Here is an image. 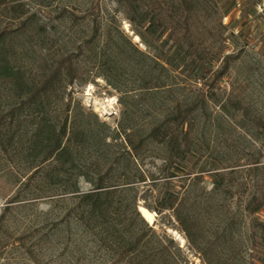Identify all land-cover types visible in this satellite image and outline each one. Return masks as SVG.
<instances>
[{
	"label": "rangeland",
	"instance_id": "rangeland-1",
	"mask_svg": "<svg viewBox=\"0 0 264 264\" xmlns=\"http://www.w3.org/2000/svg\"><path fill=\"white\" fill-rule=\"evenodd\" d=\"M8 2L29 20L15 42L21 43L19 63L32 76L40 75L46 62L75 51L92 27L98 28L102 51L98 48L96 57L78 53V77L56 108L82 141L76 156L83 170L93 174L98 160L110 158L102 138L113 142L107 136L121 125L147 127L176 104L194 102L190 152L135 187L139 205L154 207L165 192L198 188V200L223 202L214 219L226 216L232 223L219 239L223 251L233 254L235 264H264V206L249 213L253 196L264 204V0H188L189 8L181 0ZM7 16H0L2 25L15 28L17 20ZM43 28L51 38L48 53L37 42L47 36ZM224 56L228 68L218 78ZM163 154L155 146L146 150L144 170H155L152 162L159 166L156 156ZM6 168L0 153V264H123L111 259L74 199L55 195L57 189H26L14 197L19 182ZM217 180L218 191L208 197ZM78 187L84 192L91 184L79 177ZM146 222L179 264L186 256L190 264H205L189 248L171 210L155 212L153 223ZM173 231L183 237V246Z\"/></svg>",
	"mask_w": 264,
	"mask_h": 264
},
{
	"label": "trees",
	"instance_id": "trees-1",
	"mask_svg": "<svg viewBox=\"0 0 264 264\" xmlns=\"http://www.w3.org/2000/svg\"><path fill=\"white\" fill-rule=\"evenodd\" d=\"M181 1L189 8L188 0ZM5 12L7 19L17 20V24L11 29L2 25L0 19V153L6 160L8 173L19 182L14 197L26 189L43 192L57 189L55 195H66L77 202L76 207L81 210L85 223L117 263L179 264L175 254L169 252L168 246L141 215L135 187L149 177L152 179L155 173H163L176 160L186 159L192 143L189 137L194 128L195 103L176 104L163 112L161 120L147 127L121 125L116 133L110 132L107 136L113 142L102 138L103 146L112 150H109L110 158L98 160L93 174L86 172L76 156V145L81 147L82 141L78 142L74 126H68V116L58 113L56 108L64 98L66 86L78 77L74 64L78 53L96 57L97 49L102 51L104 46L99 45L98 28L93 26L75 51L46 62L40 75L32 76L19 63L21 43L15 42L19 33L27 30L29 20L21 18L23 12L18 5L0 0V16ZM153 21L151 18L149 23ZM43 31L47 36H39L37 42L42 51L48 53L52 47L51 38L44 28ZM224 58L218 78L228 68L229 56ZM119 136H122L120 141L116 140ZM151 146L163 148L164 154L156 156L162 161L159 166L152 162L155 170L146 171L142 167L143 154ZM122 157L128 162L122 163ZM170 176L176 174L171 172ZM79 177L91 184L89 190H79ZM199 178H193V185H197ZM219 183L215 182L208 197L218 191ZM194 190L165 192L154 207L145 201L142 206L157 213L171 210L189 248L200 253L205 264H235L233 254L223 251V244L219 242L232 223L226 216L220 222L214 219L224 206L223 202H202ZM252 199L256 204L249 208V213H256L264 204L256 196ZM168 240L173 243L172 238ZM183 264H190L187 256Z\"/></svg>",
	"mask_w": 264,
	"mask_h": 264
},
{
	"label": "bare ground",
	"instance_id": "bare-ground-1",
	"mask_svg": "<svg viewBox=\"0 0 264 264\" xmlns=\"http://www.w3.org/2000/svg\"><path fill=\"white\" fill-rule=\"evenodd\" d=\"M135 39H138V36L137 35H135ZM89 88H90V86H89ZM109 101H110V103H112L114 101V99L112 98ZM139 211H140L141 215L144 217V219L146 221H148L151 224L153 223L154 216H155V212L154 211L149 210V209H147L146 207H144L142 205L139 206ZM173 233H174L177 241L181 244V246H183L184 245V242H185V240L183 239V237L178 232H176V231H173ZM196 264H201V263H200L199 260H197L196 261Z\"/></svg>",
	"mask_w": 264,
	"mask_h": 264
},
{
	"label": "water",
	"instance_id": "water-1",
	"mask_svg": "<svg viewBox=\"0 0 264 264\" xmlns=\"http://www.w3.org/2000/svg\"><path fill=\"white\" fill-rule=\"evenodd\" d=\"M138 209H139V207H138Z\"/></svg>",
	"mask_w": 264,
	"mask_h": 264
}]
</instances>
